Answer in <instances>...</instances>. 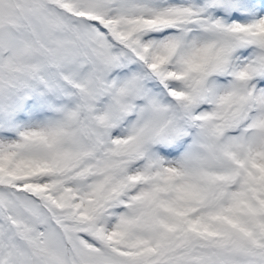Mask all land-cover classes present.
Returning <instances> with one entry per match:
<instances>
[{
  "label": "snow or ice",
  "instance_id": "6c2138e0",
  "mask_svg": "<svg viewBox=\"0 0 264 264\" xmlns=\"http://www.w3.org/2000/svg\"><path fill=\"white\" fill-rule=\"evenodd\" d=\"M0 264H264V0H0Z\"/></svg>",
  "mask_w": 264,
  "mask_h": 264
}]
</instances>
